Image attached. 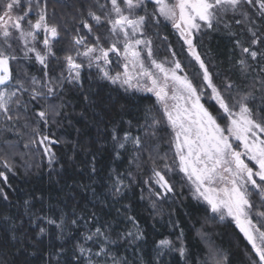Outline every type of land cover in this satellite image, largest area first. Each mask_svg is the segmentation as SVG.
Masks as SVG:
<instances>
[{
    "label": "snow or ice",
    "instance_id": "1",
    "mask_svg": "<svg viewBox=\"0 0 264 264\" xmlns=\"http://www.w3.org/2000/svg\"><path fill=\"white\" fill-rule=\"evenodd\" d=\"M72 3L75 15L58 23L50 22L49 0H0V204L11 206L6 188L12 189L8 174L17 175V156L39 152L51 176L63 159L54 151L62 141L53 129L74 127L89 109L110 117L113 100L101 107L100 92L93 91L104 87L100 82L117 99L151 93L155 102L138 135H121L111 119L96 121L112 142L111 158L128 153L130 159L126 172L109 173L111 184L101 192L93 187L100 149L87 153L92 159L82 175L89 182L68 187L85 194L81 200L91 209L76 202L38 215L33 192L23 211L0 212V264H35L32 257L41 264H264V0ZM168 25L179 50L161 36ZM221 30L232 37L233 54L239 50L227 71L240 83L213 72L201 51L204 37ZM35 64L40 75L27 70ZM81 104L77 119L68 109ZM63 143L71 145L67 159L74 161L79 141ZM136 188L152 210L158 239L149 240L132 203H121L129 193L134 199ZM163 204L172 209L167 235L156 229ZM225 222L238 229L227 246L217 242Z\"/></svg>",
    "mask_w": 264,
    "mask_h": 264
},
{
    "label": "trees",
    "instance_id": "2",
    "mask_svg": "<svg viewBox=\"0 0 264 264\" xmlns=\"http://www.w3.org/2000/svg\"><path fill=\"white\" fill-rule=\"evenodd\" d=\"M53 9L55 10V16L50 22L62 23L64 19H70L72 15H75L74 7L72 0H49V14L52 15ZM73 25L69 24V28H72ZM167 35L168 41L172 46L179 50L180 41H178L177 35L171 31L168 27L167 29L161 32V36ZM155 42L159 45L160 39L153 37ZM67 39V36L65 37ZM67 47L66 44H57L56 48ZM160 48L164 49L163 45H160ZM233 42L232 37L225 33L223 30L212 32L208 36L204 37L203 45L201 51L208 54L210 59V69L213 72H222L224 75H230L233 79H237V76L233 72H228L227 70L232 66L235 59L239 56V50L235 54L232 52ZM63 55V53H60ZM183 59V57H180ZM40 66L35 64L34 66L29 67L27 70L36 75L39 73ZM87 70L82 73L85 75ZM237 82L240 81L237 79ZM104 87H93V91H99L103 104L101 107L106 105L111 99L114 102V107L111 111L110 117L103 116L101 113V108L89 109L87 115L80 119L79 114L83 111V105L75 107L73 109H68V111L75 115L77 119H80L79 123L73 121L74 127H65V128H54L56 135L60 137L62 143L54 146V151L57 152L58 156H62L63 159L60 160L54 167L56 172H59L60 175H56V172H53L49 176V168L47 165V159L42 158L39 152L28 153L23 157H16L17 165V175L13 177L10 173L9 179L12 185V189H7L9 191V199L11 201L10 207H3L0 204V212L6 214H15L18 211H23L21 205L24 200H29L31 194L34 192L37 200L34 202L35 207L32 209L33 212H36L38 215H51L48 211L51 206L54 209L64 208L65 205L72 206L76 202H80L81 206H87L91 209L92 205L88 204L86 200H81L82 193H76L71 189L70 185H74L75 182H84L88 183L84 179L86 175L85 166L88 161H91L92 156L87 155L89 152H96L97 149H100L97 154L98 160V171L99 175L95 177L96 184L93 187H96L101 192H106L108 187L111 184V179L109 173L112 170H116L120 173H124L128 170V160L130 156L128 153H122V159L113 160L111 154L113 152V145L110 139L106 138L102 130L104 129V124L97 125L96 121L99 119H104L105 123L111 119L112 121L120 124L121 126V135L123 131H131L133 135L141 134L138 125L144 122V113L145 109L150 107L155 102V97L152 95H143L136 93L135 97L125 98L124 94L121 93L119 98H116V93L111 92L110 89L112 86L108 85L106 82H100ZM68 98L71 99V93H68ZM75 103V101H74ZM120 105H125V110L120 111ZM123 121V123H121ZM131 121V126L127 123ZM0 123H3L0 121ZM67 125V121H65ZM85 125L87 127L85 128ZM111 125L109 124V130ZM76 128H80L82 131L78 135L75 131ZM98 128L101 130L98 132ZM27 139V137H25ZM68 140L73 144L79 141V147L75 149L79 155L72 162L68 161V157L74 155L71 145L63 143V141ZM131 147V146H129ZM27 150L23 149V141H21V152H26ZM27 163L28 167L25 168L24 165ZM63 165V168H61ZM2 170V167H0ZM133 171L135 168L133 166ZM82 173L84 175H82ZM63 177V179H61ZM114 179V174L112 176ZM59 181V182H58ZM0 186H3L0 183ZM135 198L131 199V193H129V199H124L121 203H132L136 210L140 213L141 224L149 232V240L160 238L155 233H153L151 225L153 224L152 220V210L148 206L147 201H141L139 199L140 190L139 188L135 189ZM88 199H91V194H86ZM43 198V203H40V198ZM119 207V205H116ZM162 214L156 216V220L159 223L156 224V229L159 233L167 235L170 228L166 227L168 221V213L172 211L168 204L161 205ZM182 215V212H181ZM112 216H115V211H113ZM112 216H106L105 219L111 220ZM50 231H55L54 228H50ZM217 232L220 234L218 243L221 240L227 246L229 240L235 241L238 234V230L233 224L224 223L217 228ZM242 236V234H240ZM45 246L48 245L47 236L44 237ZM58 243V242H57ZM31 251V249H30ZM123 249L121 252L123 253ZM132 255L131 251L127 253ZM35 264H41V261L36 257H32Z\"/></svg>",
    "mask_w": 264,
    "mask_h": 264
},
{
    "label": "rangeland",
    "instance_id": "3",
    "mask_svg": "<svg viewBox=\"0 0 264 264\" xmlns=\"http://www.w3.org/2000/svg\"><path fill=\"white\" fill-rule=\"evenodd\" d=\"M168 27L171 29V25H168ZM171 31H173V32L175 33V31H174L173 29H171ZM159 51H160V56H158V59H163L164 56L167 55V52H166L165 49H163V48H159ZM92 71H94V69H93ZM82 73H83V72H82ZM103 82H104V81H103ZM106 83H107V82H106ZM139 94H143V95H152L151 93H139ZM225 223H227V222H225ZM231 224H233V225L235 226L234 222L231 223ZM236 229H237V228H236ZM237 230H238V229H237Z\"/></svg>",
    "mask_w": 264,
    "mask_h": 264
}]
</instances>
